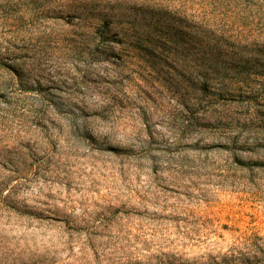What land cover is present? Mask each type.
Instances as JSON below:
<instances>
[{
    "label": "rangeland",
    "instance_id": "rangeland-1",
    "mask_svg": "<svg viewBox=\"0 0 264 264\" xmlns=\"http://www.w3.org/2000/svg\"><path fill=\"white\" fill-rule=\"evenodd\" d=\"M0 264H264V0H0Z\"/></svg>",
    "mask_w": 264,
    "mask_h": 264
}]
</instances>
